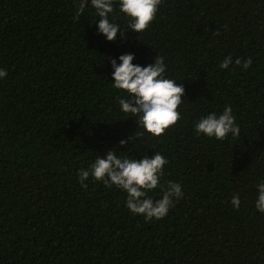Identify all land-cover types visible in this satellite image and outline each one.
<instances>
[{"label":"trees","instance_id":"16d2710c","mask_svg":"<svg viewBox=\"0 0 264 264\" xmlns=\"http://www.w3.org/2000/svg\"><path fill=\"white\" fill-rule=\"evenodd\" d=\"M79 2L0 0V264H264L254 205L264 180V0H163L145 32L113 42L90 6L73 19ZM124 53L142 66L164 57L167 78L183 84L182 119L160 138L119 109L126 94L111 86L108 58ZM229 55L253 63L220 70ZM226 105L238 138L195 133V121ZM109 148L167 159L161 183L179 182L184 196L165 218L132 214L126 194L102 182L81 188L77 172Z\"/></svg>","mask_w":264,"mask_h":264},{"label":"clouds","instance_id":"9594fccd","mask_svg":"<svg viewBox=\"0 0 264 264\" xmlns=\"http://www.w3.org/2000/svg\"><path fill=\"white\" fill-rule=\"evenodd\" d=\"M162 3L163 0H80L73 19L78 21L90 6L99 18L96 25L98 34L107 42H113L118 34L123 39L128 32L139 35L145 32L156 18ZM117 8L127 19L126 28L115 22ZM108 59L112 69L111 86L126 94V98L117 100L122 113L134 118L138 127L150 134L149 138H160L167 130L177 125L182 119L178 109L184 101V87L182 83L167 78L164 57L157 55L152 63L143 66L134 63L136 57L132 53ZM252 63L251 57L242 60L229 55L223 58L218 68L227 70L230 65H236L247 71ZM7 75V71L0 68V81L5 80ZM194 131L210 140L223 141L229 137L238 138L241 128L236 122L231 106L226 105L219 114L212 111L201 116L194 123ZM128 143H131L130 136L121 139L119 146L123 148ZM117 150L107 149L104 155L96 156L87 168H81L77 172L81 188L87 189L86 181L90 179L102 182L106 188L115 187L126 194L125 207L132 214L142 216L146 221L165 218L175 202L184 196L179 182L161 183L168 164L167 159L154 148L151 156L145 154L140 158L118 155ZM254 188L255 209L264 214V180L256 183ZM156 190L159 192V198L153 199L149 193ZM230 204L234 209H239L240 195H233Z\"/></svg>","mask_w":264,"mask_h":264}]
</instances>
